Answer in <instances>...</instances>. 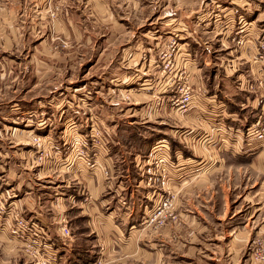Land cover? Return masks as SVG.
Returning <instances> with one entry per match:
<instances>
[{
	"label": "rangeland",
	"instance_id": "374dc122",
	"mask_svg": "<svg viewBox=\"0 0 264 264\" xmlns=\"http://www.w3.org/2000/svg\"><path fill=\"white\" fill-rule=\"evenodd\" d=\"M76 247L264 264V0H0V264Z\"/></svg>",
	"mask_w": 264,
	"mask_h": 264
},
{
	"label": "crops",
	"instance_id": "0c3cea01",
	"mask_svg": "<svg viewBox=\"0 0 264 264\" xmlns=\"http://www.w3.org/2000/svg\"><path fill=\"white\" fill-rule=\"evenodd\" d=\"M36 1V0H35ZM41 0H38V2H40ZM58 3H64V1H66V2H69V0H56ZM214 105L217 107V108H225L224 107V104H218L216 101H215V103H214ZM209 118H211V119H213V131L215 132V133H217V134H219V135H222V134H224L225 133V131H226V125H225V122H224V120H223V118L224 117H222V118H220L219 116H218V118L217 117H212V116H210ZM238 135L241 137L242 136V132L241 131H239L238 132ZM211 136H213V135H211ZM160 142H164V141H160ZM101 173H99V174H97V176H93V181H91V182H93V184H95V186H96V183L99 185V187H100V185H101V181L103 180L102 179V177H101ZM98 176H99V178H98ZM101 177V178H100ZM24 185H25V183H24ZM29 184H27V186H28ZM26 186V185H25ZM27 186H26V188H27ZM29 193V192H28ZM27 194V193H26ZM101 195V194H100ZM21 201V200H20ZM21 203H23V202H21ZM24 205H25V209H24V212H29V213H31V215H32V217L34 218H36L37 217V215H38V217H39V219L41 220L42 219V222L44 223V225H45V223H47V221L45 220V219H43V217H42V215L39 213V211H35V210H33V208H31L33 205H31L32 203L31 202H29V200L26 198L25 199V202L23 203ZM29 208V209H28ZM31 210H33L37 215H34V214H32V212H31ZM43 225V224H42ZM43 225V226H44ZM45 227V226H44ZM116 229V228H115ZM117 230V229H116ZM117 231H119V230H117ZM120 232V231H119ZM56 234H58L57 233V231H56ZM57 238H58V240L59 241H62V237H61V235L60 234H58V236H57ZM57 238H55V240L57 239ZM128 245H131V244H128ZM152 250L153 249H155V247H154V244H152L151 245V247H150ZM69 250V251H68ZM67 250V252L68 253H71V250L70 249H68Z\"/></svg>",
	"mask_w": 264,
	"mask_h": 264
},
{
	"label": "trees",
	"instance_id": "16d2710c",
	"mask_svg": "<svg viewBox=\"0 0 264 264\" xmlns=\"http://www.w3.org/2000/svg\"><path fill=\"white\" fill-rule=\"evenodd\" d=\"M154 142H155V139L145 143L142 146L149 148ZM73 255H74V259L75 258L77 259L72 260L70 264H93L95 260L94 255L90 253L89 250H84L83 248L76 247L75 249H73Z\"/></svg>",
	"mask_w": 264,
	"mask_h": 264
},
{
	"label": "built area",
	"instance_id": "2783aa9c",
	"mask_svg": "<svg viewBox=\"0 0 264 264\" xmlns=\"http://www.w3.org/2000/svg\"><path fill=\"white\" fill-rule=\"evenodd\" d=\"M192 103H194V96H193V94L186 93V94L184 95L182 101H181V104H185L183 107H181V110H182L183 112H187V109L189 108V106H190ZM214 103H215V101H214ZM185 109H186V110H185ZM224 116H225V115H224V113L222 112V116H221V118L224 117ZM225 118H226V117L223 118L224 121H225ZM226 131H227V130H226ZM20 230H21V229L18 228L17 233H19ZM24 233H25V232H24Z\"/></svg>",
	"mask_w": 264,
	"mask_h": 264
},
{
	"label": "bare ground",
	"instance_id": "6f19581e",
	"mask_svg": "<svg viewBox=\"0 0 264 264\" xmlns=\"http://www.w3.org/2000/svg\"><path fill=\"white\" fill-rule=\"evenodd\" d=\"M162 143H163V142H159L158 145H159V144H162ZM165 147H166L165 144H162V145L159 146V148H160V149H163V150L165 149ZM161 153H163V156H162ZM166 154H167V153H166ZM166 154H165L164 151H162V152L159 153V156H157V157H155V158L153 157V158H154V159H157L158 161H160V163H164V162H166V159H165Z\"/></svg>",
	"mask_w": 264,
	"mask_h": 264
}]
</instances>
